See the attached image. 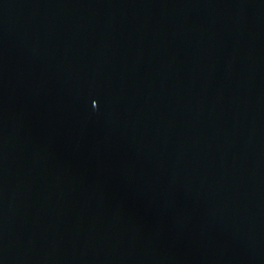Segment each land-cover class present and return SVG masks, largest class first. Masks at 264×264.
Returning <instances> with one entry per match:
<instances>
[{
  "label": "water",
  "instance_id": "obj_1",
  "mask_svg": "<svg viewBox=\"0 0 264 264\" xmlns=\"http://www.w3.org/2000/svg\"><path fill=\"white\" fill-rule=\"evenodd\" d=\"M0 264H264V0H0Z\"/></svg>",
  "mask_w": 264,
  "mask_h": 264
}]
</instances>
